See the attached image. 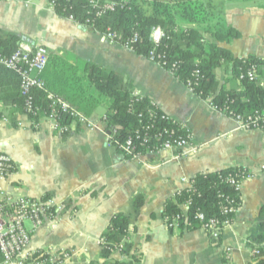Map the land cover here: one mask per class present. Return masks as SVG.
<instances>
[{"label": "crops", "instance_id": "1", "mask_svg": "<svg viewBox=\"0 0 264 264\" xmlns=\"http://www.w3.org/2000/svg\"><path fill=\"white\" fill-rule=\"evenodd\" d=\"M211 7L224 26L239 33L218 46L236 59H264V0H212ZM0 30L30 46H43L49 54L67 53L118 75L131 84L133 95L151 100L190 134L182 150L125 159L106 142L105 107L97 106L88 117L93 130L72 125L61 133L45 117L33 126L21 113H11L8 94L15 79L0 71V153L14 166L0 180V189L13 199L51 201L58 211L31 235L29 253L63 250L70 255L67 264L122 260L118 252L102 259L99 241L109 219L122 215L129 221L130 253L137 264H251L248 238L264 224L263 132L243 129L149 59L56 16L48 0H0ZM205 38V44L213 42ZM214 76L219 87H239L222 66ZM260 84L264 88V79ZM228 168H243L251 177L243 181L240 206L217 242L200 228L165 226V202L195 174ZM139 196L143 203L135 214Z\"/></svg>", "mask_w": 264, "mask_h": 264}, {"label": "trees", "instance_id": "2", "mask_svg": "<svg viewBox=\"0 0 264 264\" xmlns=\"http://www.w3.org/2000/svg\"><path fill=\"white\" fill-rule=\"evenodd\" d=\"M48 2H51L56 16L66 19L71 17L79 27L93 32H110L121 45L129 43L131 50L138 56L148 59L153 55L154 61L184 85L190 83L194 94L208 100L217 111L227 116H239L246 123L248 131L260 130L264 134V88L260 84L264 79V59L254 56L236 59L229 50L216 44L237 39L239 33L224 26L217 18L216 11L211 7L212 0ZM91 2H96L98 6L95 8ZM103 2H113L115 8L98 16ZM153 27H159L163 32V38L156 46L149 40ZM135 35L136 41L131 43ZM205 35L212 38L213 42L205 44ZM20 43L21 38L0 30V55L12 54ZM220 66L238 81V89L219 87L214 71ZM0 71L12 74L15 79V87L8 94L12 103L11 113L16 111L26 114L33 124L48 115L51 102L49 95L62 100L87 118L97 106L105 107L104 129L109 136V146L125 159L158 150L167 136L176 139L189 134L183 125L162 118L164 113L151 100L133 95L128 81L88 62L72 59L67 53L48 55L46 67L39 75L43 86L33 88L30 92L31 111H28L26 98L20 92L19 74L2 66ZM249 71L253 74V80L246 76ZM56 120L60 125L67 126L72 121L63 114H58ZM75 126L77 129L83 128L79 124ZM129 138L133 146L132 156H124L121 149ZM247 174L243 168L195 174L187 187L177 191L165 202L162 211L164 221L170 222L175 216L181 215L182 207L188 204L186 220L190 223L189 230L199 228L195 216L197 212L203 213L205 220L229 219L232 222L234 213L224 215L223 211L229 208L237 210L240 192L227 180H240ZM142 203V197L135 198V214ZM261 214L264 215V206ZM177 221L178 227H182L184 218ZM129 237L128 219L122 215L112 216L100 237V257L108 260L111 254L118 252L123 259L108 261L107 264H137L138 258L130 253ZM248 241L253 253L251 264H264V224L260 226L258 234L250 236ZM256 251L258 254H255ZM39 254L40 251H36L34 258L40 260Z\"/></svg>", "mask_w": 264, "mask_h": 264}, {"label": "built area", "instance_id": "3", "mask_svg": "<svg viewBox=\"0 0 264 264\" xmlns=\"http://www.w3.org/2000/svg\"><path fill=\"white\" fill-rule=\"evenodd\" d=\"M49 4L51 6V2H49ZM91 4H93L95 8L98 6L96 2H91ZM114 8L115 4L113 2H103L97 15L101 16L106 11H113ZM68 19L73 21L71 17ZM102 35L110 43L117 44L123 48L131 50L129 43L121 45L112 33L107 32ZM162 38L163 32L159 27L151 28L149 40L153 45H158ZM135 41L136 35L133 37L131 43ZM48 55L49 53L43 46H30L29 44L23 42L18 45V48L12 54L8 56L0 55V66L7 70L16 72L20 76L19 88L21 95L26 98L25 101L28 106V111H31V90L33 88L39 89L43 86L42 81L39 79V75L46 67ZM148 59L161 66L158 62L154 61L153 55L149 56ZM246 76L249 80H253L252 72H247ZM185 86L192 91L190 83L185 84ZM48 98L51 101L49 104L50 111L45 118H48L53 122L56 130H59L61 133H66L70 130L72 125L75 126L77 124L89 130L94 129V125L91 121H89V118L74 111L68 104L60 99H55L50 95ZM209 104L212 108H214L210 102ZM58 114L68 115L72 120L70 125H60L56 120ZM25 115L26 114H24V116ZM262 115H264V110L262 111ZM25 117L27 118V116ZM229 117L238 122L243 129L247 130L246 123H244L242 118L239 116ZM162 118L172 120L166 114L162 115ZM28 120L31 122L30 119ZM103 121H105V117H103ZM172 122L176 123L174 120H172ZM22 125L23 124L20 122L16 124L18 128H21ZM135 138L138 137L136 136ZM107 139L109 140L108 135ZM189 140L190 134L186 135V137L178 136L176 139H171V137L167 136V139L160 144V147L156 150V152L161 150L166 151L172 149H183L189 144ZM107 144L109 146L110 142L108 141ZM132 150L133 146L131 138H129L125 142L121 152L124 156H132ZM136 157L138 156H132V158ZM262 169L264 171V167ZM11 172L12 164L10 159L0 153V180H5ZM250 177L251 176L248 173L240 180L230 178L227 181L231 186H234L235 189L240 192L243 181ZM54 207L55 206L52 205L51 201L43 199H30L26 197L13 199L0 189V255L2 257V264H67L70 255L68 252L63 250L55 253L40 251V254L38 255L40 260L34 258V253L26 252L31 235L43 226L44 221L55 218L53 215L58 213V211ZM187 210L188 204H185L182 207V214L175 216L170 222H165V226L168 229L179 228L181 230H189L190 223L186 220ZM228 213H235V210L233 208L224 209L223 214L225 215ZM195 216L200 224L199 228L207 232L209 238L213 242H217L222 232L232 223L229 219L218 220L211 218L205 220L204 215L201 212H197ZM182 217L184 218L183 226L178 227L177 220L182 219ZM255 254H258V252L256 251Z\"/></svg>", "mask_w": 264, "mask_h": 264}, {"label": "rangeland", "instance_id": "4", "mask_svg": "<svg viewBox=\"0 0 264 264\" xmlns=\"http://www.w3.org/2000/svg\"><path fill=\"white\" fill-rule=\"evenodd\" d=\"M6 122V121H5ZM33 126H36V124H34ZM22 127H23V125H22ZM21 127V128H22ZM106 138H107V136H106ZM109 140L108 139H106V142H108ZM172 150H182V149H172ZM161 151H163V150H161ZM154 152H156V151H154ZM147 153H152V152H147ZM146 153V154H147ZM2 154V153H1ZM5 155V154H4ZM5 156H7V155H5ZM8 157V156H7ZM9 158V157H8ZM137 158V157H136ZM131 159H133V158H131ZM10 162H11V160H10ZM11 164H12V162H11ZM174 229H179V228H174ZM100 241V240H99ZM60 251V250H59ZM59 251H49V252H53V253H55V252H59ZM26 252H29L28 251V247H27V249H26ZM2 264V263H1Z\"/></svg>", "mask_w": 264, "mask_h": 264}, {"label": "water", "instance_id": "5", "mask_svg": "<svg viewBox=\"0 0 264 264\" xmlns=\"http://www.w3.org/2000/svg\"><path fill=\"white\" fill-rule=\"evenodd\" d=\"M90 30V29H89Z\"/></svg>", "mask_w": 264, "mask_h": 264}]
</instances>
